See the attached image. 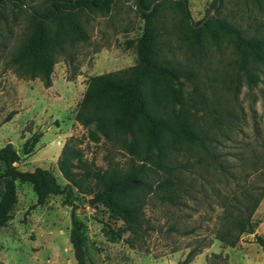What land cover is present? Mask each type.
<instances>
[{"label":"rangeland","instance_id":"rangeland-1","mask_svg":"<svg viewBox=\"0 0 264 264\" xmlns=\"http://www.w3.org/2000/svg\"><path fill=\"white\" fill-rule=\"evenodd\" d=\"M46 1L25 0V4L37 6ZM187 5L193 24L203 19L226 20L246 34L264 37V0H187ZM136 6L135 0H114L106 14L85 12L82 7L63 9L65 18L83 24L88 38L75 40L57 55L51 83L45 85L9 64L29 14L23 7L7 5L0 19V146L11 141L20 151L14 161L17 167H49L63 187L67 180L57 167V158L68 140L79 149L75 168L80 171L104 170L109 160L127 163L125 149L106 140L93 122L83 125L75 113L91 75L139 63L136 41L143 32L144 20ZM162 7V51L184 67L185 74L174 84L181 87L183 102L192 110L193 118L204 122V107L217 98L214 102L218 107L234 109L232 118L240 128L229 132V137L218 133L220 140L213 147L216 156L204 154L199 160L191 149L176 153L178 161L190 158L195 164L184 170V180L192 179V195L169 203L149 194L144 208L151 226L139 244L130 245L132 234L125 222L97 201L94 191H80L74 186L71 200L76 203L75 213L82 226L86 263L210 264L211 259L217 264H264V247L256 241V235L264 238V196L252 214L253 230L241 234L234 246L225 245L215 236L222 196L232 195L237 182L251 183L252 174L246 172L252 169L250 147L259 149L264 144V66L258 67L259 81L254 86L240 78L241 86L234 97L226 85L235 72L231 39L215 32L206 50L199 54L182 38L185 27L180 25L179 10L171 6V0ZM46 26L52 27L49 23ZM223 77L226 82H222ZM255 123L261 128L259 138L254 133ZM89 129L97 132L99 140L89 137ZM37 133V143L25 152L26 139ZM4 166L0 161V195ZM99 188L101 185L95 186V190ZM16 189L11 215L0 225V264H76L69 236L71 205L63 200L67 191L50 193L45 202L31 208L36 201L31 183L16 179ZM172 223L177 228L171 227ZM191 248H199V252L191 261L182 262Z\"/></svg>","mask_w":264,"mask_h":264},{"label":"trees","instance_id":"trees-1","mask_svg":"<svg viewBox=\"0 0 264 264\" xmlns=\"http://www.w3.org/2000/svg\"><path fill=\"white\" fill-rule=\"evenodd\" d=\"M135 1L144 20L143 32L136 41L139 63L130 68L91 75L75 113L76 119L83 125L93 122L106 140L125 149L129 154L127 163L109 160L104 170L80 171L75 168V158H80L79 149L68 140L57 158V167L67 180L62 187L49 167L35 166L33 170L17 167L14 161L20 156L19 150L11 141L0 146V161L5 165L0 195V225L10 217L16 201V179L31 183L36 193V201L30 205L31 208L45 202L50 193L66 190L63 200L71 205L69 236L76 264L87 263L81 222L75 213L76 203L71 200L74 186L80 191H94L97 201L123 219L132 234L130 245L139 244L151 226L144 208L149 194L154 193L160 201L169 203L192 195V179L184 180L187 178L184 170H190L195 164L190 158L178 161L176 153L191 149L197 153L199 160L205 155H214L213 147L220 140L219 134L229 137V132L240 128L232 118L234 109L218 107L214 102L217 99L215 96L213 98L216 99L204 107V122L199 123L193 118L192 110L183 102L181 87L174 84V80L185 74L184 67L174 57L163 53L159 38V11L170 0H159L154 5L151 3L155 0ZM113 2L47 0L36 6L25 4V0H0V19L4 17L9 4L23 7L29 14L23 33V37H26L20 38L9 64L21 71L22 75L39 78L49 85L57 55L75 40L85 41L88 38L83 24L65 18L63 9L82 7L85 12L106 14ZM172 5L179 10L180 25L185 27L183 40L199 54L206 50L215 32L219 37L231 39L236 55L235 72L228 81L225 77L221 80L227 81V88L232 90L234 97L241 86V77L250 87L259 81L256 72L259 66H264V37L246 34L240 26L226 20L211 22L203 19L193 24L187 0H171ZM48 23L52 27L47 28ZM194 87H198L197 84ZM254 133L257 138L261 136V128L256 123ZM88 135L94 141L99 140L94 129H89ZM38 139V133L28 137L24 151H31ZM259 149L254 145L250 147L252 169L246 172L252 174L251 183L237 182L232 195L222 196L215 236L225 245L234 246L241 234L253 230L252 214L264 196V144ZM218 163L223 166L221 159ZM96 185H101V188L95 190ZM171 227L177 228L174 223ZM256 241L264 247L262 236L256 235ZM198 252L199 248H191L182 262L191 261ZM208 263L217 264L211 259Z\"/></svg>","mask_w":264,"mask_h":264},{"label":"water","instance_id":"water-1","mask_svg":"<svg viewBox=\"0 0 264 264\" xmlns=\"http://www.w3.org/2000/svg\"><path fill=\"white\" fill-rule=\"evenodd\" d=\"M19 153H20V151H19Z\"/></svg>","mask_w":264,"mask_h":264},{"label":"crops","instance_id":"crops-1","mask_svg":"<svg viewBox=\"0 0 264 264\" xmlns=\"http://www.w3.org/2000/svg\"><path fill=\"white\" fill-rule=\"evenodd\" d=\"M44 167V166H43Z\"/></svg>","mask_w":264,"mask_h":264}]
</instances>
